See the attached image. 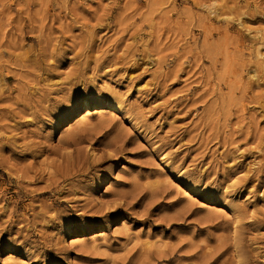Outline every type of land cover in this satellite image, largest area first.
Returning <instances> with one entry per match:
<instances>
[{"label": "rangeland", "instance_id": "obj_1", "mask_svg": "<svg viewBox=\"0 0 264 264\" xmlns=\"http://www.w3.org/2000/svg\"><path fill=\"white\" fill-rule=\"evenodd\" d=\"M0 264H264V0H0Z\"/></svg>", "mask_w": 264, "mask_h": 264}, {"label": "bare ground", "instance_id": "obj_2", "mask_svg": "<svg viewBox=\"0 0 264 264\" xmlns=\"http://www.w3.org/2000/svg\"><path fill=\"white\" fill-rule=\"evenodd\" d=\"M112 100H114V99H112ZM95 101H94V99L91 97V96H89V95H83V97H82V99H81V101H80V106H81V108L83 109V110H85V111H88V110H90L92 107H94L95 106ZM113 104V103H112ZM113 106V108L115 109V110H118V106L117 105H112ZM103 180V179H102ZM101 182V181H100ZM185 195V194H184Z\"/></svg>", "mask_w": 264, "mask_h": 264}]
</instances>
